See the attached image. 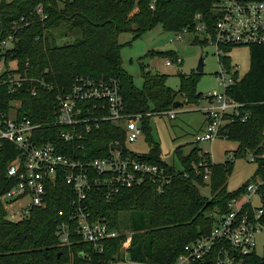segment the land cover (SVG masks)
<instances>
[{
    "label": "trees",
    "instance_id": "trees-1",
    "mask_svg": "<svg viewBox=\"0 0 264 264\" xmlns=\"http://www.w3.org/2000/svg\"><path fill=\"white\" fill-rule=\"evenodd\" d=\"M2 0L0 1V41L14 32L13 25L26 16L29 22L17 32L18 47L5 54L4 59L17 60L18 69L30 77L43 79L51 89H41L34 97L27 91L29 82L13 95L8 94V84L0 82V110L9 111L12 98H21L20 115H27L34 122L51 121L53 99L67 92L77 77L116 78L120 83L126 111L129 114L164 113L172 110L177 96H184L189 103L197 102L202 93L196 89L199 72L180 74L181 87L174 90L166 84V74L151 73L140 63L142 86L123 67L119 34L131 32L132 40L141 37L156 24L162 23L166 31L192 28L195 15L201 13L213 32L217 13L214 4L218 0ZM43 7L46 17L36 13ZM137 7V9H135ZM64 26L60 37L70 32L72 42L60 44L53 30ZM194 43L206 44L195 38ZM232 46H223L219 57L228 69L234 66L227 56ZM250 68L240 76L235 72V83L228 93L244 104L248 118L232 119L221 130V137L237 141L235 159L247 152L264 148V45L250 46ZM149 53L152 54V51ZM176 58L175 51L161 52ZM6 78L5 74L2 75ZM179 104V105H180ZM46 132L54 129L47 125ZM122 128L103 123L93 132L85 150H79L82 159H91L107 153L114 139L125 140ZM49 134L41 140L50 139ZM87 152L86 155L83 153ZM181 168L167 164L160 158V147L154 144L143 158L166 167L170 181L159 192L153 186L144 185L123 189L112 200L102 192L92 191L88 197L95 217H105L111 226L120 228L121 214L127 217L126 229L132 233L129 256L136 263L170 264L183 246L208 232L215 222L214 212H225L228 200L245 189H227L228 177L235 159L222 163L213 162L210 153L195 146L187 155L178 149ZM204 162L203 164H200ZM258 167L252 179L264 180V159L256 161ZM195 165L198 167H195ZM211 168L210 182L204 179L205 168ZM210 186L211 196L201 191ZM72 187L63 179L49 188L47 203L34 207L25 219L11 221L0 201V264H98L121 261V247L126 235L106 240L103 252L96 251L84 241L71 246H61L56 235L57 225L68 219ZM85 252V255L82 252ZM256 264L264 260L253 256Z\"/></svg>",
    "mask_w": 264,
    "mask_h": 264
},
{
    "label": "built area",
    "instance_id": "built-area-1",
    "mask_svg": "<svg viewBox=\"0 0 264 264\" xmlns=\"http://www.w3.org/2000/svg\"><path fill=\"white\" fill-rule=\"evenodd\" d=\"M156 2L151 1V8H155ZM214 9L217 18L213 32L204 16L198 13L194 26L177 31L174 39L182 40L184 33H194L195 38L211 44L219 57L225 53L223 46L264 45V0H218ZM36 13L46 17L41 5L37 6ZM20 21L23 23L15 22L14 32L0 41V59L18 47L17 32L29 23L26 16H21ZM165 63L167 66L181 65L182 58H167ZM17 69L18 63L8 71L6 78L0 75V82L8 84V94L17 93L26 82H29L27 91L34 97L41 89H51L43 79L30 77ZM236 71L235 67L228 70L222 64L217 78L224 91L215 89L204 95L206 125L196 142L213 141L221 136L222 128L232 119L239 117L245 121L248 118L244 104L228 93L236 81ZM10 103L9 111L0 110V201L7 218L19 221L28 217L32 208L45 206L50 186L64 179L72 187L73 194L68 219L57 225L59 244L71 246L75 241H84L103 252L106 240L124 233L126 238L121 248L130 259L132 233L111 226L105 217H95L88 197L92 191L100 190L110 201L123 189L144 185L161 192L170 178L164 165L150 162L143 154L127 149V142L136 141L142 135L140 121L144 115L126 111L119 81L116 78H75L67 92L53 99L51 121L34 122L31 117L20 115L21 98H12ZM166 113L170 118L176 117L173 109ZM103 123L122 128L126 135L124 142L114 139L106 154L82 159L79 150L86 149L89 138ZM47 125L54 129L46 132ZM45 134L51 138L41 140ZM247 154L251 161L264 159V148ZM229 158L235 159L234 151ZM204 179L210 182V167L205 168ZM263 185L262 180L253 179L244 190L236 192L228 200L225 212H214L215 222L211 229L185 244L170 264H256L255 255L264 260V254L257 252L255 238L264 227ZM254 196L260 198L259 205L253 202ZM74 237L77 240L74 241Z\"/></svg>",
    "mask_w": 264,
    "mask_h": 264
},
{
    "label": "rangeland",
    "instance_id": "rangeland-1",
    "mask_svg": "<svg viewBox=\"0 0 264 264\" xmlns=\"http://www.w3.org/2000/svg\"><path fill=\"white\" fill-rule=\"evenodd\" d=\"M137 9V7L135 8ZM64 29L61 26L53 30V35L57 36V42L60 44L72 42L74 35L68 33L67 36L60 37V32ZM177 31H166L162 23L156 24L151 30L144 33L141 37L132 40L131 32H122L119 34V42L123 44L121 55L123 67L133 75L135 84L142 86L143 78L141 74L140 63L148 66L151 73L166 74V84L174 90L181 87L180 74L193 73L197 71L200 59H203L204 67L200 73L196 89L202 95L197 98V102L189 103L182 95H178V100L182 104L172 108L176 112L175 118H170L164 113H152L144 116L140 121L143 128L142 135L136 140L126 143L127 149L139 154H146L154 144L160 147V158L167 164H174L178 169L181 168V162L178 156V149L183 155L195 147L199 146L203 152L211 155L213 162L222 163L230 157V153L237 149L238 142L227 139L226 137H217L213 141L196 142V137L206 125V114L203 107L207 105L204 95L217 89L224 91L223 85L217 78V73L222 70V62L215 48L209 44L194 43V33H184L182 40L174 39ZM152 51V54L149 53ZM175 51L182 58L181 65L167 66L165 61L172 58L170 55H164L161 52ZM227 56L232 65L238 70L240 76H243L250 68L251 50L250 46H233ZM17 60L0 59V75H8L10 69L16 67ZM10 67V68H9ZM258 163L251 161L248 154L235 159L232 172L228 177L227 189L236 191L244 184L250 182L254 176ZM257 181L262 180L257 177ZM264 182V180H262ZM201 191L207 196L210 194V186H202ZM264 191V185H263ZM256 205L261 203L260 198L253 197ZM127 217L121 214L120 229L129 231L125 227ZM130 232V231H129ZM256 249L259 254H264V227L256 233ZM121 261L119 264H137L125 257L126 253L121 248Z\"/></svg>",
    "mask_w": 264,
    "mask_h": 264
},
{
    "label": "water",
    "instance_id": "water-1",
    "mask_svg": "<svg viewBox=\"0 0 264 264\" xmlns=\"http://www.w3.org/2000/svg\"><path fill=\"white\" fill-rule=\"evenodd\" d=\"M203 67H204V63H203V59L201 58L200 61H199V64L197 66V71L201 72L203 71ZM179 102H176L174 105H173V108H176L177 106H179Z\"/></svg>",
    "mask_w": 264,
    "mask_h": 264
}]
</instances>
